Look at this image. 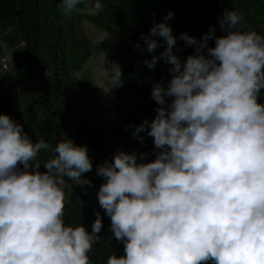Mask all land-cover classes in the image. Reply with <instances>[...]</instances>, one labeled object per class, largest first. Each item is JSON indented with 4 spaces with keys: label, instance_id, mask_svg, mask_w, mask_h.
Wrapping results in <instances>:
<instances>
[{
    "label": "clouds",
    "instance_id": "1",
    "mask_svg": "<svg viewBox=\"0 0 264 264\" xmlns=\"http://www.w3.org/2000/svg\"><path fill=\"white\" fill-rule=\"evenodd\" d=\"M81 2L63 0L64 14ZM103 8L95 0L92 14ZM172 18L169 11L141 37L149 53L160 46L156 37L164 41L145 64L154 69L162 59L172 74L167 86L152 85L155 117L133 130L138 136L147 125L155 158L117 150L96 166L98 203L124 245L107 264H264V35L242 30V15L225 11L223 35L213 27L200 39L180 33L194 46L182 61ZM123 83L115 63L111 88ZM41 151L54 153L43 171ZM92 168L87 146L69 137L54 148L43 138L33 142L0 114V264H90L99 212L91 232L65 225L63 216L67 182L91 185L84 174Z\"/></svg>",
    "mask_w": 264,
    "mask_h": 264
},
{
    "label": "trees",
    "instance_id": "2",
    "mask_svg": "<svg viewBox=\"0 0 264 264\" xmlns=\"http://www.w3.org/2000/svg\"><path fill=\"white\" fill-rule=\"evenodd\" d=\"M101 2L104 8L95 15L91 11L95 0H82L76 10L66 16L63 0H0V55L8 49L14 58L12 68L0 67V114L19 122L33 142L43 138L54 148L69 137L75 144L87 146L93 168L84 177L91 185L67 182L63 220L65 225L81 224L91 232L99 212L103 227L100 240L88 253L90 264H107L109 256L123 255L124 248L123 242L114 238L110 218L97 197L103 177L97 176L96 166L111 161L115 151L110 147L103 121L85 108L93 97L92 81L89 76H76L91 57L92 50L99 49L102 53L103 66L110 77L115 63L124 74L123 85L114 88V103L110 108L113 118L105 127L120 141L123 151L148 153L146 159L152 160L156 150L152 137L147 135V125L138 136L133 135V130L144 121L150 124L155 117L158 105L151 97L152 85L161 82L167 86L172 74L170 65L162 59H158L154 69L147 67L145 60L159 56L165 43L156 37L160 46L149 53L142 34L148 35L153 24L171 11L173 18L167 23L177 37L179 50L174 51L182 61L194 54V46L185 45L179 39L180 33L200 39L213 27L214 35H223L219 19L225 11L234 10L242 15L238 26L242 30L254 29L264 35V0ZM85 22L103 31L100 41L88 40L81 27ZM208 45H214V40L209 39ZM259 99L264 103V89ZM168 100L170 102L171 98ZM53 155L49 151L39 153L41 171L44 162Z\"/></svg>",
    "mask_w": 264,
    "mask_h": 264
},
{
    "label": "rangeland",
    "instance_id": "3",
    "mask_svg": "<svg viewBox=\"0 0 264 264\" xmlns=\"http://www.w3.org/2000/svg\"><path fill=\"white\" fill-rule=\"evenodd\" d=\"M81 27L90 42L96 43L101 40L103 31L95 27L92 23L85 22ZM5 51V53L9 55L10 61L14 63L12 51L8 49H5ZM92 51L91 57L82 66V70L76 72V76L78 77L89 76L93 84V97L88 100L89 104H85V108L90 112H94L98 118L103 121L102 124L104 125L106 135L110 140V147L114 151L122 150L120 141L105 127V124L113 118V114L110 112V108L114 103V88H111L110 84L111 77L104 69L102 53L99 49H93Z\"/></svg>",
    "mask_w": 264,
    "mask_h": 264
},
{
    "label": "built area",
    "instance_id": "4",
    "mask_svg": "<svg viewBox=\"0 0 264 264\" xmlns=\"http://www.w3.org/2000/svg\"><path fill=\"white\" fill-rule=\"evenodd\" d=\"M5 49L3 51V53L0 55V67L3 70L12 68V61H10L11 59L9 58V55L5 53Z\"/></svg>",
    "mask_w": 264,
    "mask_h": 264
}]
</instances>
